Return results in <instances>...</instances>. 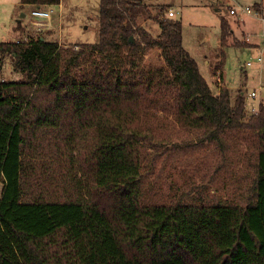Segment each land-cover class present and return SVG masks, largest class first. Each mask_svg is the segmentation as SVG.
Here are the masks:
<instances>
[{
  "label": "trees",
  "instance_id": "trees-1",
  "mask_svg": "<svg viewBox=\"0 0 264 264\" xmlns=\"http://www.w3.org/2000/svg\"><path fill=\"white\" fill-rule=\"evenodd\" d=\"M164 15L101 0L97 44L0 42L22 75L0 80V264H264V102L213 90ZM182 139L212 148L213 176L155 182ZM244 166V200L221 197L216 175Z\"/></svg>",
  "mask_w": 264,
  "mask_h": 264
},
{
  "label": "rangeland",
  "instance_id": "rangeland-1",
  "mask_svg": "<svg viewBox=\"0 0 264 264\" xmlns=\"http://www.w3.org/2000/svg\"><path fill=\"white\" fill-rule=\"evenodd\" d=\"M153 16L159 17L163 10L173 9L175 17L183 25L185 49L197 60L200 71L210 87L217 91L218 87H227L232 98L243 91L247 107H259L264 92L257 98L251 92L264 87V23L254 15H247L240 8H253L260 5L264 10V0H144ZM101 0H61L53 6H43L50 12L51 31L39 29L32 12V5H21V0H0V42L24 41L28 37L36 40L44 36L47 41L59 43L61 46L97 44L100 29ZM237 9L238 15H231V9ZM222 20L228 22L233 30L228 46L222 48ZM145 28L153 35L161 33L155 21H149ZM237 44V45H236ZM225 54V64L221 58ZM158 57V58H157ZM262 58L259 63L258 58ZM151 55L147 60L155 66L157 59ZM248 62H254L245 67ZM22 75L14 71L12 60L7 58L0 72V80L20 81ZM218 79H222L218 83ZM178 144L182 148L170 152L163 171L156 172L155 182L166 184L204 183L203 178L213 176L214 167L210 163L211 155L217 159L212 148L197 147L194 140L182 139ZM190 145V146H189ZM229 155V154H228ZM205 163V165H201ZM198 166V167H197ZM200 170V171H199ZM197 171H199L197 173ZM251 170L248 166L233 170H222L216 175L213 188L227 199L241 203L244 190L250 181ZM3 185L0 183V194Z\"/></svg>",
  "mask_w": 264,
  "mask_h": 264
},
{
  "label": "built area",
  "instance_id": "built-area-1",
  "mask_svg": "<svg viewBox=\"0 0 264 264\" xmlns=\"http://www.w3.org/2000/svg\"><path fill=\"white\" fill-rule=\"evenodd\" d=\"M240 9L242 10V12L244 14L254 15L264 23V10L257 11L255 9L249 8V7L240 8ZM230 13H231V15L236 16V15H238V10L233 8L230 10ZM32 15L34 18H36L38 20L39 19H50V17H51L50 12L43 10L41 7H36V9L32 12ZM164 16L166 18H173V17H175V12L173 11V9H170V10L166 11ZM27 40H28V38H27ZM257 61L260 63L262 61V58L261 57L258 58ZM253 64H254V62H248L245 67H250ZM221 82H222V79H218V83H221ZM263 92H264V87L260 86L258 89L252 91L250 96L252 98H257L260 95H262ZM263 102H264V98L261 99V103H263ZM247 109H248L249 114H257L259 111V107H255V106L247 107Z\"/></svg>",
  "mask_w": 264,
  "mask_h": 264
},
{
  "label": "crops",
  "instance_id": "crops-1",
  "mask_svg": "<svg viewBox=\"0 0 264 264\" xmlns=\"http://www.w3.org/2000/svg\"><path fill=\"white\" fill-rule=\"evenodd\" d=\"M262 10H263V8H262ZM50 19H51V17H50ZM50 19H44V20H42L43 22L35 20L34 23L36 24V27H39V29L42 28V30H46V31H51L52 32V30L50 28L51 24L49 23V21H47V20H50ZM222 86L223 85H221L220 87H222Z\"/></svg>",
  "mask_w": 264,
  "mask_h": 264
},
{
  "label": "water",
  "instance_id": "water-1",
  "mask_svg": "<svg viewBox=\"0 0 264 264\" xmlns=\"http://www.w3.org/2000/svg\"><path fill=\"white\" fill-rule=\"evenodd\" d=\"M133 40V38H131Z\"/></svg>",
  "mask_w": 264,
  "mask_h": 264
}]
</instances>
